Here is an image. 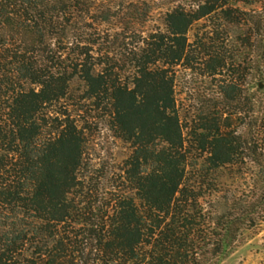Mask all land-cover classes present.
<instances>
[{"label":"trees","instance_id":"trees-1","mask_svg":"<svg viewBox=\"0 0 264 264\" xmlns=\"http://www.w3.org/2000/svg\"><path fill=\"white\" fill-rule=\"evenodd\" d=\"M86 1L0 0V264H220L246 233L264 229V102L248 98L237 132L228 130L230 116L220 125V114H200L185 139L173 69L217 75L220 49L197 35L189 42L190 28L215 13L240 27L239 5L259 0H197L189 11H168L166 32L135 48L129 84L92 62L87 44L96 42L79 32L90 27ZM256 25L254 80L264 86ZM75 79L85 99L107 100L131 149L123 188L107 204L85 200L81 131L68 118L48 122L64 117L57 106ZM219 94L241 100L235 82L223 80Z\"/></svg>","mask_w":264,"mask_h":264},{"label":"rangeland","instance_id":"rangeland-1","mask_svg":"<svg viewBox=\"0 0 264 264\" xmlns=\"http://www.w3.org/2000/svg\"><path fill=\"white\" fill-rule=\"evenodd\" d=\"M195 1L87 0L84 5L90 8V14L86 24L90 27L79 32L85 34L86 42H96L93 46L86 43L91 50L92 62L106 63L122 83L129 84L133 74V52L141 45L142 39L150 34L165 33L166 13L176 7L189 11ZM258 2L239 5L243 14L240 27L225 23L215 13L190 28L189 42L196 35L205 38L207 45L214 40L220 56L224 57L225 67L215 76L206 74L198 65L190 69L179 65L173 69L175 104L185 139H188L187 128L194 125L200 114L210 117L220 114V125L230 116L228 124L231 127L228 130L237 132L238 117L246 115L248 98L253 101L258 97L264 102V86L254 80L256 24L263 27L264 38V0ZM223 80L237 84L241 91L240 102L225 100L219 94ZM83 91V83L73 80L68 96L57 106L64 117L52 113L48 122L57 126L62 118H68L81 131L83 157L78 176L84 185L85 200L102 205L122 190V170L131 149L112 127L107 100L94 103L85 99ZM245 236V242L220 264H264V229Z\"/></svg>","mask_w":264,"mask_h":264}]
</instances>
